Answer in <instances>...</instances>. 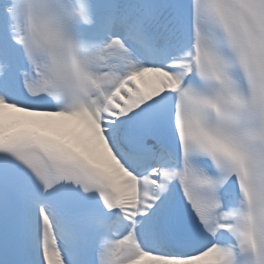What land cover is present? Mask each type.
<instances>
[{"label":"snow or ice","instance_id":"6c2138e0","mask_svg":"<svg viewBox=\"0 0 264 264\" xmlns=\"http://www.w3.org/2000/svg\"><path fill=\"white\" fill-rule=\"evenodd\" d=\"M0 264H264V0H0Z\"/></svg>","mask_w":264,"mask_h":264}]
</instances>
